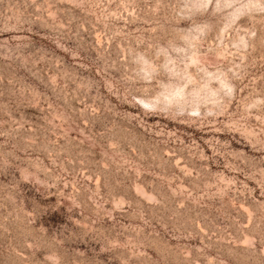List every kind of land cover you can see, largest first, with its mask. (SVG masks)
Instances as JSON below:
<instances>
[{
	"label": "rangeland",
	"instance_id": "rangeland-1",
	"mask_svg": "<svg viewBox=\"0 0 264 264\" xmlns=\"http://www.w3.org/2000/svg\"><path fill=\"white\" fill-rule=\"evenodd\" d=\"M0 264H264V0H0Z\"/></svg>",
	"mask_w": 264,
	"mask_h": 264
}]
</instances>
